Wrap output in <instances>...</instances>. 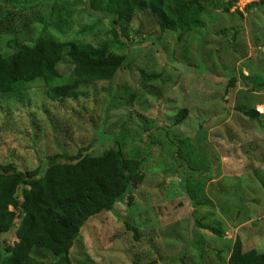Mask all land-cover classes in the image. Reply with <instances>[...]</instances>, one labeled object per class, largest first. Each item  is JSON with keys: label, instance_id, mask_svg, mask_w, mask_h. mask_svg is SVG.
Returning <instances> with one entry per match:
<instances>
[{"label": "rangeland", "instance_id": "374dc122", "mask_svg": "<svg viewBox=\"0 0 264 264\" xmlns=\"http://www.w3.org/2000/svg\"><path fill=\"white\" fill-rule=\"evenodd\" d=\"M200 1L203 27L180 39L161 33L150 13L114 29L89 0H0L4 56L45 29L125 57L112 81L80 86L76 99L53 101L40 81L0 94V164L31 171L50 156L98 157L116 144L145 162L144 182L83 228L72 264H228L237 237L245 252L264 253V5ZM141 71L157 79L146 82ZM59 72L68 81L73 65L66 60ZM237 107L262 116L251 121ZM15 241V228L0 231V255ZM37 257L55 262L45 251Z\"/></svg>", "mask_w": 264, "mask_h": 264}, {"label": "trees", "instance_id": "16d2710c", "mask_svg": "<svg viewBox=\"0 0 264 264\" xmlns=\"http://www.w3.org/2000/svg\"><path fill=\"white\" fill-rule=\"evenodd\" d=\"M260 2L264 5L260 0L248 4L247 10L258 8ZM89 5L92 14L111 20L114 29L122 23L129 25L137 15L150 13L161 33L178 32L180 39L203 27L207 11L200 0H89ZM66 60L73 65L68 81L59 72ZM124 65L125 57L112 54L107 44L63 43L47 36L44 29L31 44L20 45L8 56L0 53V94H16L40 81L53 101L76 99L78 87L112 81ZM141 75L146 82L157 79L144 71ZM237 110L251 121L262 116L254 108ZM187 116V109L180 110L175 123L181 124ZM207 132V127L201 130L203 140ZM86 152L50 156L39 160L38 168L31 171L13 162L0 164V218L6 222L0 231L5 234L15 228L16 237L13 246L6 249L8 255H0V264H48L37 257L38 251L51 254L54 264H72L71 251L83 228L92 218L112 212L145 180V162L126 156L119 144L98 157ZM23 186L28 190L19 198ZM199 226L224 236L218 227ZM228 264H264V253L245 252L237 237Z\"/></svg>", "mask_w": 264, "mask_h": 264}, {"label": "built area", "instance_id": "2783aa9c", "mask_svg": "<svg viewBox=\"0 0 264 264\" xmlns=\"http://www.w3.org/2000/svg\"><path fill=\"white\" fill-rule=\"evenodd\" d=\"M254 0H242L240 3L243 4V3H246V4H249L250 2H252Z\"/></svg>", "mask_w": 264, "mask_h": 264}]
</instances>
